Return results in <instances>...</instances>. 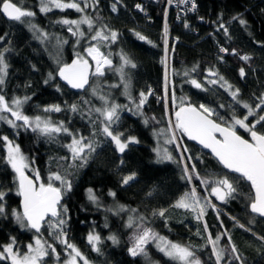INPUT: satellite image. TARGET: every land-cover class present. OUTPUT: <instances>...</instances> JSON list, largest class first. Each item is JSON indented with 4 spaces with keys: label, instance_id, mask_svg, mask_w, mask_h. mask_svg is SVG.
Listing matches in <instances>:
<instances>
[{
    "label": "trees",
    "instance_id": "16d2710c",
    "mask_svg": "<svg viewBox=\"0 0 264 264\" xmlns=\"http://www.w3.org/2000/svg\"><path fill=\"white\" fill-rule=\"evenodd\" d=\"M13 2L23 4L26 9L36 12L34 22L38 28L48 33V39L39 40L25 24L8 21L0 14V35L7 33L5 40L0 42V49L5 47L11 49L10 53L6 54L9 69L2 93L9 101L13 97L30 96L31 99L23 107L26 115L29 117L47 115L53 122L64 121L70 129L78 130L97 144L96 151L88 157L86 164L81 167L77 161L68 167L72 163L71 160L65 161L60 158L70 156L63 146L70 142L69 137L59 135L54 140H49L31 129H13L0 122V135H7L20 146L28 160L34 161L32 168L40 171L45 182L50 171H60L72 180V191L64 196L63 202L68 209L66 227L69 242L75 244L92 264H178L159 252L155 243L146 246V255L133 257L129 254L128 248L132 245L134 229L125 227V224L129 215L143 216L144 223L159 235L172 242L191 246L203 264H215V257L211 256V246L208 242H203L192 235L196 228L192 226L190 229L187 224L169 222L165 215L164 217L153 215L161 209L167 213L174 207L178 198L191 189L190 182L181 178L184 166L178 151L171 147L169 154L173 159L160 161L155 149L157 145L155 131L168 129L169 125L165 110L166 66L162 63L165 55L163 32L166 9L163 0L160 2L120 0L116 13L111 10L114 0H99L95 10L93 8L85 10L93 17H99L97 27L107 24L119 32L116 43L101 46L102 51L110 54L113 66L121 63V53L127 54L136 64L135 69H126L129 74L127 93L119 74L114 71H108L100 78V82H97V77H93L90 86L84 91L70 89L58 77L45 84L48 73L55 74L58 67L54 56L58 41H68L61 45L60 61L64 63H70L75 53L82 52L87 46L84 41L76 45L78 37H73L67 31V26L56 23L62 18L75 19L78 14L73 10L64 12L56 10L43 15L39 12L38 0ZM91 2L92 0H89V3ZM138 3L144 4V14L133 9ZM237 15L247 24L241 25L238 20L232 19ZM185 22L189 25L188 28H185ZM220 22L227 26L228 35H225L223 30H217ZM169 24L172 25L171 33L179 38L178 42L172 41L169 46L170 80L167 104L173 120L175 110L172 105L173 91L175 97H185L188 99L187 102L196 106L203 103L215 108L225 118L232 115L229 106L235 109L237 116L246 113V110L240 108L232 100L230 93L219 84H205L208 90H202L186 82L189 77H185L183 72L196 66L197 71L191 73V76L198 81L205 83V70L214 67L234 88L240 90L241 100L250 105L259 102L258 97L264 93V0H200V11L197 15L177 21L174 20L172 13ZM135 32L145 36L146 40H139ZM219 46L229 49V55L216 57ZM233 49L240 55L250 56L251 59L247 62L241 60L239 55L232 54ZM241 67L246 73L243 78L239 75ZM95 82L99 85L101 95L108 97L110 102L114 101L122 106L119 110L120 119L113 127L125 132L126 135L135 136L139 141L130 145L123 154L117 152L114 144L99 132V114L93 109L104 105L91 91ZM57 85L60 86V91L56 90ZM150 88L155 90V95H148L143 107L138 111L136 104L139 102L140 92L147 94ZM54 104L65 108L66 105L77 104L79 111L74 113L66 109L59 113L42 112L45 106ZM221 104L225 107L220 108ZM91 121H95V124ZM257 127L259 128V125ZM93 132H96L95 136H92ZM177 133L180 143L189 149L186 157L190 155L193 158L191 161L188 160L189 168L191 164H195L201 178L213 179L226 173L211 156ZM238 133L248 138V134L242 129H239ZM6 151L4 142L0 141V188L5 191L12 189L6 196L10 213L12 208L19 209L20 197L15 194V174L3 159ZM121 159L123 164L120 163ZM130 173H135L134 180L122 185V177ZM28 174L31 176L32 171ZM227 174L229 178L234 179L235 175ZM193 182L203 195H208V188L205 185L200 184L195 177ZM237 188L235 199L229 198L227 202L222 203L213 198L217 206L215 209L211 207L207 209L204 222L207 223L208 232L213 237L227 231L245 264H264V242L257 238L264 236V219L252 215L247 208L249 185L244 181H238ZM88 189H92L99 198L98 203L89 200ZM109 191L115 192L116 196H110ZM119 205L136 209V212L116 214ZM231 217L236 219L233 220ZM237 221L245 225V228L239 227ZM90 232L100 235V252L93 251L88 244L87 236ZM113 234L117 236L118 244H113L108 239ZM39 235L49 243H55L57 251L61 253V259L64 258L63 245L49 237L46 225ZM35 236L31 230L16 224L10 215L7 219L0 218V245L9 243L10 237H15L19 247L25 250L24 246L33 242ZM227 243V237H223L219 246L223 247ZM193 244L198 245V248ZM228 260H231V257ZM55 262L49 260L48 264ZM0 264L10 262L4 261ZM231 264L239 262L231 260Z\"/></svg>",
    "mask_w": 264,
    "mask_h": 264
},
{
    "label": "snow or ice",
    "instance_id": "6c2138e0",
    "mask_svg": "<svg viewBox=\"0 0 264 264\" xmlns=\"http://www.w3.org/2000/svg\"><path fill=\"white\" fill-rule=\"evenodd\" d=\"M166 2L168 5H171L173 0H166ZM118 3H120V0H114L112 4L113 12L117 11ZM178 3L190 5L187 9L188 11H195L197 8L195 0H178ZM98 5L99 0H92L91 3H89V0H38L39 12L44 14L52 12L53 9L61 11L74 9L77 13H81L82 15L78 19L62 18L56 21V23L67 26V31L73 37H78L75 41L76 45H79L81 41L87 44L82 52L75 53L70 63H64L58 60V67L55 74L49 72L44 81L45 84H48L49 81L55 80L58 77L72 89H85L86 86H90V79L92 77L102 78L108 71H114L119 74L121 83L124 85L125 93H127L129 74L126 69H135L136 64L127 54L121 53V63L114 67L110 54L101 50L102 45L116 43L120 34L107 24H102L97 27L96 22L99 17H93L85 11L88 8L95 10ZM135 7L140 11L144 10L140 4H137ZM0 14L9 21L28 24L34 33H39V37L47 39L48 33L32 23L36 12L26 9L23 4H18L13 2V0H0ZM164 14L165 25L163 37L165 57L162 63L166 65L165 110L167 113V59L169 54L167 9H165ZM200 19L203 20V17ZM232 19L238 20L241 25L247 24L239 15L234 16ZM82 25H86L87 28L83 29ZM184 26L185 28L189 27L187 22H185ZM217 30H223L225 35H228V28L222 22L218 23ZM5 36H7V33L0 35V42L5 40ZM135 36L141 41L146 40V37L139 32H135ZM65 43H68V41H58V45ZM148 43H151V41H148ZM174 49L175 45L173 44L172 50L174 51ZM10 51L11 49L6 47L0 49V122L6 123L13 129H31L34 133L44 136L49 140H54L59 135L69 137L70 142L63 146L68 150L70 156L61 157L60 159L65 161L70 159L72 163L68 167H71L77 161L80 162L78 166L82 167L87 163L88 157L96 151L97 144L94 140L84 136L78 130L73 131L64 121L53 122L47 115H36L34 117L26 115L23 107L31 99L30 96L13 97L9 101L2 93V86L6 82L9 69L6 54L10 53ZM219 51L228 53L229 49L221 47ZM232 54L239 55V58L245 62L251 59L246 54L240 55L235 49L232 50ZM197 67L183 72L185 77H189V80L186 82L202 90H208L205 84H219L220 87L225 88L230 93L232 100L237 105H241L247 111L242 116H237L235 109L229 106L232 115L230 118H225L215 108L203 103L196 106L187 102L186 98H181V102L177 106L173 91L172 105L175 109L173 113L174 121L171 117L169 118V129L172 130V133L168 143H176L178 151L182 149L181 160L183 161L189 149L182 143L177 142L179 138L176 133L179 132L181 136H186L189 140L198 142L204 149H209L211 155L222 166V169L227 170L223 176L213 179H209L208 177L201 178L195 164H191V168H189L188 164H185L181 178L191 183L193 177H195L200 181V184L208 188V195L201 196L198 194L197 188L193 186L178 198L174 207L191 211L195 214V219L199 222L209 207L216 208V205L211 202V197H215L216 200L222 203L227 202L229 198L235 199L238 192L237 182L244 181L250 187L247 208L251 214L264 218V93L258 97L259 102L254 105L242 103L238 99L240 90L234 89L214 67L205 70V83L192 77L191 73H195ZM33 68H35L34 65ZM239 75L241 78L246 75L243 67L239 69ZM116 87H119V85H116ZM56 90L60 91L59 85L56 86ZM95 94L96 89L93 88V95ZM153 94L151 90L147 94L140 92L139 102L136 104L138 111L146 102L147 96ZM129 98L131 99L130 96ZM99 99L103 102L104 106L93 109V111L99 114V132L110 143L115 145L117 152L123 154L130 145L137 144L139 141L135 136L126 135L125 132L113 127L120 119L119 110L122 106L114 101L110 102L109 98L103 95L99 96ZM133 102L135 103V101ZM219 107L224 108L225 105L221 104ZM66 109L74 113L79 111L77 104L66 105V108L59 104H54L45 106L42 112L45 114L53 112L59 113ZM249 117H252V119L250 120ZM147 122L146 120L145 123ZM91 123L95 124V121H91ZM258 125L259 128L257 127ZM239 129H243L248 134V138L238 134ZM95 135L96 132H93L92 136ZM0 141L4 142L7 150L6 156L3 159L15 174V194L21 198L19 209L12 208L9 213L6 196L12 189L5 191L3 188H0V218L7 219L10 215L21 228L34 230L37 234H41L42 228L46 225L49 230V236L60 245H63L65 252L64 258L61 259V253L57 251L56 244L42 239L41 235H36L33 238V242L24 246L26 250L21 251L16 238L10 237L9 243L0 245V262L10 261V264H48L49 260H54L58 264H80L81 261L83 264H89L88 259L82 254L79 248L68 240L66 227L68 209L61 202L64 196L72 191V180L68 175L62 174L60 171H50L45 182L40 171L32 168L34 161L28 160L18 144L10 140L7 135H0ZM156 151L158 160L160 161L173 159L167 150L163 152ZM187 159L191 161L193 158L189 155ZM120 163L123 164V159H121ZM28 171H32L31 176L27 174ZM227 173L236 175L232 179L229 178ZM134 178L135 173H130L122 177L121 184L127 185ZM88 194L89 200L93 203H98L99 198L92 189H88ZM109 195L115 197L116 193L109 191ZM108 211H112V209H108ZM123 212L134 213L136 209L119 205L116 214ZM153 215L164 217L165 210L161 209L158 212H154ZM217 218L219 219V212H217ZM231 219L235 220L236 218L231 217ZM144 220L145 218L143 216L134 217L129 215L125 224V227L134 229L131 237L132 245L128 248L131 256L146 255V246L155 243L159 252L163 253L170 260L178 262V264H203L191 246L168 240L147 226ZM220 223L221 227H223V222L221 221ZM237 223L239 224L238 221ZM239 227L245 228V225L239 224ZM245 230L251 231V229ZM204 232H208L206 222H204ZM196 234L200 235L199 229ZM253 234L255 235V233ZM223 237H227L228 243L221 247L219 244ZM257 238L264 242V236ZM108 239L113 244L119 243L117 236L114 234L110 235ZM207 240L211 246V256L215 257V264H222V262L231 264V260L237 261L239 264H245L239 254L238 248L227 231L215 237L209 233ZM87 242L91 245L93 251L100 252L99 244L101 237L99 234L90 232L87 236ZM229 257H231V260H228Z\"/></svg>",
    "mask_w": 264,
    "mask_h": 264
},
{
    "label": "rangeland",
    "instance_id": "374dc122",
    "mask_svg": "<svg viewBox=\"0 0 264 264\" xmlns=\"http://www.w3.org/2000/svg\"><path fill=\"white\" fill-rule=\"evenodd\" d=\"M82 7H83V5H81ZM56 10H58V9H53V11H56ZM67 10H73L76 14H78V17L77 18H75V19H78L82 14L81 13H77L74 9H65L64 11H67ZM111 10H112V7H111ZM59 11H61V10H59ZM64 11H62V12H64ZM117 12V11H116ZM116 12H114V13H116ZM41 13V12H40ZM41 14H43L44 15V13H41ZM32 23H34L35 24V22H34V18L32 19ZM28 28H29V26H28V24H25ZM36 25V24H35ZM82 28L84 29V28H87V26L86 25H82ZM30 29V28H29ZM32 31V30H31ZM34 33V32H33ZM37 37H39V33H34ZM39 40H44V38L43 37H39L38 38ZM48 39V38H47ZM62 46L61 45H58V44H56L55 45V51H54V56H55V58H56V60L58 61V60H60V58L62 57ZM165 57V56H164ZM222 65H224L225 66V64L223 63V62H220ZM165 64V63H164ZM166 66V65H165ZM227 67V66H226ZM228 68V67H227ZM229 69V68H228ZM231 69V68H230ZM166 70V69H165ZM165 73H166V71H165ZM107 74V73H106ZM167 75H168V85H169V80H170V63H169V54H168V59H167ZM93 78V77H92ZM92 78H91V80H92ZM95 78V77H94ZM100 78H97V82H100ZM255 80V79H254ZM257 81V80H256ZM97 82H95V85L93 86V88H95L96 89V94L94 95V96H96V97H98L99 98V96H101V94H100V90H99V85H98V83ZM259 84H262V83H260V81H257ZM229 84H231L230 82H228ZM232 85V84H231ZM233 86V85H232ZM93 88L91 89V91H92V93H93ZM234 88V87H233ZM225 89V88H224ZM234 89H236V88H234ZM86 90V89H85ZM128 90H129V88H128ZM176 98V105L178 106L179 104H180V102H181V98H185V97H175ZM238 99L242 102V103H247L246 101L244 102L243 100H241L239 97H238ZM186 101H188V99L186 98ZM240 108H242V109H244L241 105H238ZM232 107V106H231ZM246 110V109H245ZM247 111V110H246ZM171 113L169 112V110L167 111V115H168V123H169V117H171L172 118V120H173V116L172 115H170ZM174 121V120H173ZM243 130V129H242ZM244 131V130H243ZM245 132V131H244ZM171 133H172V130L171 129H169V125H168V129L166 128V129H164L163 131L162 130H159V131H155V137H156V143H157V145H156V150H159L160 152H163L164 150H167V152L169 153V149L171 148V147H173L174 149H176L177 150V148H176V143H168V140L170 139V137H171ZM176 135H177V137H178V133H176ZM179 138V137H178ZM177 142H179L180 143V140L178 139V141ZM115 146V145H114ZM178 151V150H177ZM181 151H182V149L181 150H179L178 151V153L180 154V157H181ZM157 152V151H156ZM182 164H183V166L185 165V164H188L189 165V163H188V159H187V157H186V155H185V158H184V160L182 161ZM28 173H29V171H28ZM27 173V174H28ZM190 185H191V188L193 187V186H195L196 188H197V192H198V194H200L201 196H206V195H203L200 191H199V189H198V186L193 182V180L191 181V183H190ZM207 193H208V190H207ZM213 198L215 199V197H211V202L213 203V204H215L214 203V200H213ZM216 205V204H215ZM217 206V205H216ZM165 218L169 221V222H175V223H178V224H187L188 225V228H190L191 229V227L193 226L194 228H196V230L195 231H193L192 232V235H194V236H196L197 238H199L200 240H202L203 242H208V240H207V237H208V234H209V232H204V217L202 218V220L201 221H197L196 219H195V214L194 213H192L191 211H188V210H185V209H179V208H175V207H173V208H171V210H169L167 213H165ZM199 229V231H200V235H197L196 233H197V230ZM48 234H49V230H48ZM50 237V236H49ZM193 246H195L196 248H198V245H194L193 244ZM240 248V247H239ZM21 249V248H20ZM26 250V249H25ZM25 250H23V249H21V251H25ZM62 253L63 254H65V252H64V247H63V250H62ZM168 258V257H167ZM169 259V258H168ZM8 262H10V261H8ZM53 264H58V262H55V263H53ZM80 264H83V262L81 261L80 262ZM89 264H92L90 261H89Z\"/></svg>",
    "mask_w": 264,
    "mask_h": 264
},
{
    "label": "built area",
    "instance_id": "2783aa9c",
    "mask_svg": "<svg viewBox=\"0 0 264 264\" xmlns=\"http://www.w3.org/2000/svg\"><path fill=\"white\" fill-rule=\"evenodd\" d=\"M157 2H160L161 0H155ZM209 1H220V0H209ZM252 1H260V0H252ZM165 7L167 9V25H168V46H170V42H178L179 38L177 36H174L171 32L172 30V25L169 24V19L171 14H174V20L177 21H181L182 19L186 20L187 18H191L195 15H197L200 11V0H195L196 4H197V8L195 9V11H188L187 9L190 7V5H185V4H179L178 0H173V3L171 5H168L166 0H163ZM142 6V8L144 9L143 11H140L139 9H137L135 6L137 4H135L133 6V9L137 12H140L142 14L145 13V6L144 4L138 3ZM164 25H165V14H164ZM221 47L224 46H219L218 50H217V54L216 57H225L229 55L228 53H222L219 51V49ZM226 48V47H224ZM165 56V55H164ZM150 90L154 93L153 95H155V90L153 88H150ZM165 90V88H164Z\"/></svg>",
    "mask_w": 264,
    "mask_h": 264
},
{
    "label": "water",
    "instance_id": "95a60500",
    "mask_svg": "<svg viewBox=\"0 0 264 264\" xmlns=\"http://www.w3.org/2000/svg\"><path fill=\"white\" fill-rule=\"evenodd\" d=\"M3 16V15H2ZM4 17V16H3ZM5 18V17H4ZM6 19V18H5ZM6 20H8V19H6ZM9 21V20H8ZM90 81H91V79H90ZM64 84H66L64 81H62ZM67 85V84H66ZM68 86V85H67ZM70 89H72L70 86H68ZM89 86H86L85 87V89H87ZM85 89H72V90H75V91H84ZM239 134V133H238ZM185 138H186V140L189 142V143H191V144H193V145H195L196 147H198L201 151H203V152H205V153H207L209 156H211L217 163H218V161L211 155V153H210V150L209 149H204L203 148V146L202 145H200L198 142H196V141H192V140H189L186 136H185ZM219 164V163H218ZM219 166L222 168V166L219 164ZM224 170V169H223ZM225 172H227V170H224ZM229 174H232V173H229ZM29 175V174H28ZM232 175H236V174H232ZM21 199V198H20ZM63 202H64V198H63V200H62V204H63ZM252 215H254V216H256V217H258V218H261V219H264V218H262V217H259L258 215H255V214H252ZM42 230H43V228H42ZM33 233H35V231L34 230H31ZM42 233V232H41ZM36 235H39V234H37V233H35Z\"/></svg>",
    "mask_w": 264,
    "mask_h": 264
}]
</instances>
